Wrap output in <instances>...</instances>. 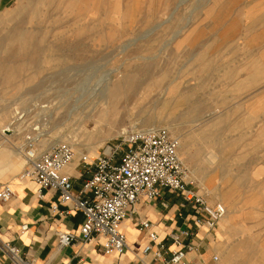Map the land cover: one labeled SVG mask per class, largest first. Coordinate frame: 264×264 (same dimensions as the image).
Returning a JSON list of instances; mask_svg holds the SVG:
<instances>
[{"label": "rangeland", "instance_id": "obj_1", "mask_svg": "<svg viewBox=\"0 0 264 264\" xmlns=\"http://www.w3.org/2000/svg\"><path fill=\"white\" fill-rule=\"evenodd\" d=\"M135 4L5 0L0 8L1 154L19 153L24 164L31 142L38 151L68 144L77 148L78 156L86 155L87 135L95 122L82 117L98 113L101 104L96 103L102 101L107 84L128 79L136 89L118 97L119 122L112 128L101 127L100 138L93 144L102 145L91 160L106 145L116 144L124 129L166 127L180 142L179 155L191 180L209 200L221 202L212 192L216 189L225 193L233 209L240 207L228 225L220 223L208 243L215 249L214 257L225 256L226 264H264V210H260L264 208V162L228 159L239 146L237 138L227 135L229 131L220 130L223 134L208 149L207 118L194 128L191 123L181 128L184 115L180 112L190 106L188 92L198 83L207 92L208 66L196 65L191 51L177 40L181 33L175 30L188 18L160 17L155 15L157 8ZM182 92L187 95L181 97ZM248 148L256 153L260 146ZM80 170L83 177L88 176L83 165Z\"/></svg>", "mask_w": 264, "mask_h": 264}, {"label": "crops", "instance_id": "obj_2", "mask_svg": "<svg viewBox=\"0 0 264 264\" xmlns=\"http://www.w3.org/2000/svg\"><path fill=\"white\" fill-rule=\"evenodd\" d=\"M94 1L101 2L102 0ZM123 1L136 2L135 7L139 8L142 5L143 9L148 8L149 4L151 7L157 8L158 12L155 15L160 17L173 15L188 18L182 28L175 30L181 33L177 40L180 39L182 48L191 51L192 59L195 60L196 65L207 64L209 84L206 93L203 92L200 83L197 84V88L194 87L188 92V96L191 97L190 106L187 110H181L180 114L181 116L190 115V117L184 119L183 116L180 123L181 128H186L189 123H191V128H194V124L198 125L202 122V118H207V134L205 135L208 138V149L215 146V137L223 134L220 130H224L225 134L229 131L227 135L231 138H237L239 146L232 149L233 156L228 159L264 162V0ZM4 5L5 0H0V8ZM183 95L187 94L182 92L181 97ZM195 102H197V106ZM175 103L177 105V101ZM178 113H176V116ZM176 128H178L177 124ZM199 131L202 130L199 129ZM252 144L260 146L258 152L254 153L252 149L248 148ZM1 152L2 150H0V170L11 168L19 173L24 169L25 159L23 164L18 157L19 153L14 152L13 156L7 157L2 156ZM252 153L255 156L251 155ZM184 156H187L186 159L188 160L193 159L188 154H184ZM208 159L222 158L211 157ZM64 174L73 177L76 193L80 192L88 178V176L83 177L80 167L77 166L72 174L66 169ZM9 185L16 188L24 187L19 178L13 180ZM49 192L52 191H43L42 196L47 195ZM25 193L26 196L23 202L28 204L34 194L30 189H25ZM146 203L154 206L163 217H167L173 208H177L174 218L165 219L163 223L166 227L176 226V229L183 226L180 213L182 198L178 195L165 191L163 196L155 201L141 200L136 208ZM53 204L59 206L55 215L52 212ZM237 204L240 205V203ZM17 206H19V202H17ZM239 209V206L232 209L234 211L230 216L231 220H234L237 215L236 211H239ZM67 210V206L60 204L59 194L55 192H53L51 200L41 199L39 206L30 212V216L34 221L24 223V226H28V229L25 230L24 242L17 237L9 245L16 247L20 251V256L29 260L31 264V259H35L34 253L38 254L41 260L48 258V264H61V259L65 257L68 259L69 264H91L88 256L82 254L85 250L91 254L92 250L90 248L85 249L82 247L78 250L81 253H77L75 248L83 244L78 242L61 249L58 244V234L55 233L48 238L43 247L39 239L31 245H25L31 243V240L27 238L28 230H31L36 237L46 234L43 232L45 219H47V223L51 224L49 235L52 229L63 228L64 224L69 229V233H77L84 221L83 214L73 212L71 215L66 216L63 212ZM260 210H264V208H260ZM12 212H15L14 217L11 215ZM149 218L151 219V217ZM143 219L138 212L128 218L123 226L125 234H131L128 231L129 229L140 231L138 225ZM20 223H22L21 213L16 211L15 208H6L4 215L0 217V230H4V227L7 226V231H18L16 225ZM218 229H220V226ZM214 232H207L204 229L196 232L195 249L188 254L190 264H210L215 257L218 258L217 262L219 261L218 256L214 257L215 249L208 246V243L213 240ZM5 239L10 240L11 237L5 236ZM5 245L6 243L0 241V264L10 263ZM54 246L58 248L53 251ZM140 246L139 242H135L132 248L135 252H138ZM95 251L100 255H106L99 244L95 246ZM51 252L52 255L49 256ZM126 255L130 260L133 259L130 251L126 252ZM92 259H95V257L93 256ZM166 259H169V257L166 256ZM149 260L151 258L144 259L140 264H147ZM125 264H127V261H125ZM151 264H160V262L155 263L151 260Z\"/></svg>", "mask_w": 264, "mask_h": 264}, {"label": "built area", "instance_id": "obj_3", "mask_svg": "<svg viewBox=\"0 0 264 264\" xmlns=\"http://www.w3.org/2000/svg\"><path fill=\"white\" fill-rule=\"evenodd\" d=\"M116 141V144L106 145L94 160L86 155L79 158L77 167L83 165L88 178L78 193L74 191L73 177L64 174L66 167L75 161V152L70 145L58 144L45 151H38L31 142L26 147L23 174L31 172L32 178L41 184L40 195L43 191L55 192L59 194L60 204L68 208L63 212L66 216L81 212L84 217L77 233H69L66 238L58 235L59 247L63 249L78 242L88 243L98 239L102 230L105 236L120 242L122 252H127L124 222L135 215V208L141 200L152 202L169 191L182 198L180 213L183 226L173 230L158 246L154 240L151 241L144 259L160 262L152 259L156 256L155 250L152 256H148L152 247H158L164 264H190L188 254L195 249L196 232L202 229L214 232L227 215L226 205L211 202L199 185L191 180L189 169L179 155L180 142L169 129H124ZM172 180L176 183L173 184ZM8 187L12 188L11 185ZM65 198L71 203H62ZM58 209L56 205V211ZM119 223H122V234L112 230ZM85 226H90L87 233L82 232L86 231L82 228ZM138 227L146 232L151 222L145 225L140 221ZM24 229L27 230L28 226L25 225ZM179 239L181 244H178ZM100 248L107 254L109 249L102 245ZM17 250L5 245L9 264H31Z\"/></svg>", "mask_w": 264, "mask_h": 264}, {"label": "clouds", "instance_id": "obj_4", "mask_svg": "<svg viewBox=\"0 0 264 264\" xmlns=\"http://www.w3.org/2000/svg\"><path fill=\"white\" fill-rule=\"evenodd\" d=\"M28 156L31 157L32 153L29 152ZM23 171L24 169H22L19 173H17L13 171L11 168L0 170V217L4 215L6 208L7 209L15 208L16 211H19L21 213V221H22V223L16 225V227L19 229L18 231L15 232L7 231L6 230L7 226L4 227V230H0V241H3L6 244H10L17 237L22 239L24 242V238L26 235L24 229V223L28 221H34V219L30 216V212L39 206V201L41 199L45 201H49L51 200V197L53 195V192H49L47 195L41 196L40 195L41 184L35 178H32L31 172H28V174H23ZM5 177H7V179H5ZM17 178L21 180V183L24 185V187L9 188L8 185L11 184V182ZM172 183L175 184L176 181L172 180ZM25 189H30L31 192L34 194L30 203L28 204H25L23 202L24 197L26 196ZM17 202H19V206H17ZM61 202L65 204L71 203L66 198L63 199ZM121 203L123 204V202ZM124 207L126 208L127 205H124ZM135 211L138 212L142 218H144L142 222L145 225H147L148 222L151 221V227H148L147 231L144 232L143 234L141 231H132L131 229H129L128 231H130L131 234L123 235L124 239L128 244V248H129L128 251L132 253L133 259L130 260L129 257L126 255V252L121 251L119 241L114 240L112 237L105 236L102 230H101V235L98 239H92L88 243L77 246L75 248V251L77 253H81L78 250L81 249L82 247L85 249L90 248L92 250L91 254H89L86 250L82 254L88 256L89 260L91 261V264H125V261H127V264H140V262L143 261L145 257L144 254L145 251L150 247L151 241L154 240L156 242V245L158 246L160 242L165 239L166 236L172 234L173 230L176 229V226L173 225L171 227H166L163 221L165 219L174 218L177 208H173L171 212H169L167 217H163L161 213L157 211L156 208L149 203L140 205L139 208H135ZM52 212L53 215H55L56 213L55 204L52 205ZM11 215L14 217L15 212H12ZM121 215H123V213H121ZM149 217H151V219ZM44 221L45 223L43 224V232L46 234H42L40 237H36L31 230H28L27 238L31 240V243L25 245H31L39 239L41 246L43 247V245L47 243L48 238L52 234L54 233L58 234L62 238H66V236L69 234V229L64 224L63 228L57 227L56 229H52L51 234L49 235V229H51V224L47 223V219H45ZM13 222L15 223V221ZM61 223L63 222L61 221ZM121 224L122 223H119L113 227L112 230L114 233L122 234L120 227ZM133 225L136 226L135 223H133ZM161 225H163V227H161ZM89 227L90 226L82 227V228H86V231H82V232L87 233ZM5 236H10L11 239L6 240ZM64 242L66 243V239L64 240ZM135 242H139L141 245L138 252H135V250L132 248ZM97 244L102 245L106 249H109L106 255H100L95 251V246ZM178 244H181L180 239ZM56 248L58 247L54 246L53 251ZM153 250H155L156 256H153L152 259H157L160 261V264H164L163 257L160 255L158 247H152L151 254L148 256H152ZM52 252L50 253L49 256L52 255ZM110 253L112 254L111 256H109ZM34 254H35V259H31L32 264H48V258L46 260H41L39 259L38 254L36 253ZM93 256L95 257V259H92ZM61 264H69L68 259L66 257L62 258ZM147 264H151V260H149Z\"/></svg>", "mask_w": 264, "mask_h": 264}, {"label": "bare ground", "instance_id": "obj_5", "mask_svg": "<svg viewBox=\"0 0 264 264\" xmlns=\"http://www.w3.org/2000/svg\"><path fill=\"white\" fill-rule=\"evenodd\" d=\"M123 80L124 81L116 82V83H114L112 85L110 84L111 86L109 84H107V86H105V89H103V93H102V96H101L102 101L100 103H96V105L97 104H101V109H99V111H97L98 113L96 115L94 114V117H91L90 115L82 117L83 114H85L84 111L86 109H84L82 111V113L80 115H78L79 117H82L83 119L85 118V120H90V121L92 120V121L95 122V127H93L94 128L93 131L88 133V135H87V139L90 141V144L92 143L91 145L90 144L88 145L89 146L88 147V151L89 152L86 154V156H88L89 159L94 158L98 154L99 147L102 145V144H100V142H96L95 144H93V140L96 141V140H98L100 138V134L102 132V128L101 127H103L104 125L106 126V124H107V125H109L112 128L116 124H118L117 122H119L120 118H119V115H118V105H119L118 104L119 103L118 102V97L119 96L123 97L124 96L123 95L124 92L128 93V92H132V91H134L136 89L135 84L129 83L128 79L125 80L123 78ZM125 102L128 103V99L127 98H126ZM73 116L74 115H72V118H74ZM16 118H17V116H16ZM48 119H49V117H48ZM48 122H50V120ZM51 122H52V118H51ZM38 127H37V129L39 130L40 128H38ZM101 141H103V140L101 139ZM77 146L79 147L81 145L78 144ZM72 149L76 152V158H75V161L71 165L66 167V170H68V172H70L71 174L74 172V169L78 165L79 158H80V155L79 156L77 155V154H80L79 151L76 150L77 148H74L72 146ZM209 192H210V190H209ZM212 192L215 193V194L217 193L216 196L218 197V199L221 201V203L225 204L226 207H227V215L221 222H224L225 225H228L231 222L230 221L231 220L230 216H231V214L233 213L234 210L232 211L233 208L230 206L228 201L225 199V193L224 192H222V191L218 192V191H216V189H213ZM229 199H230V197H229ZM218 264H226L225 256H222L221 260L218 261Z\"/></svg>", "mask_w": 264, "mask_h": 264}]
</instances>
